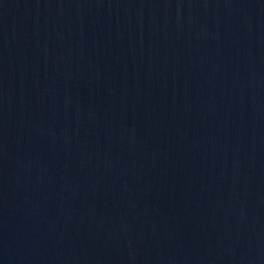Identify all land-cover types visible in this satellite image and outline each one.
Instances as JSON below:
<instances>
[{
	"label": "water",
	"instance_id": "water-1",
	"mask_svg": "<svg viewBox=\"0 0 264 264\" xmlns=\"http://www.w3.org/2000/svg\"><path fill=\"white\" fill-rule=\"evenodd\" d=\"M0 264H264V0H0Z\"/></svg>",
	"mask_w": 264,
	"mask_h": 264
}]
</instances>
